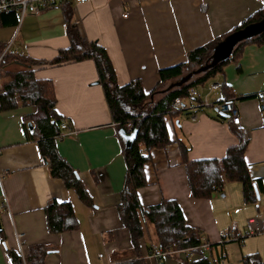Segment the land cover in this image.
I'll use <instances>...</instances> for the list:
<instances>
[{
    "label": "crops",
    "instance_id": "0c3cea01",
    "mask_svg": "<svg viewBox=\"0 0 264 264\" xmlns=\"http://www.w3.org/2000/svg\"><path fill=\"white\" fill-rule=\"evenodd\" d=\"M263 9L264 0H88L28 13L21 23L18 13L11 11L0 14V28L10 33L7 42L0 41V53L8 48L9 53L33 59H53L60 49L70 46L69 15L87 39L106 48L119 84L139 79L148 93L158 85L160 69L185 62L189 51L224 39ZM226 62L216 76L195 86L202 98L209 96L212 101L199 107L196 120L191 119V109L167 117L173 141L152 151V160L145 164L147 185L138 190L146 207L162 199L176 201L186 224L211 243L208 250L190 249L157 259L151 254L156 241L150 223H146L139 251L133 248L119 212L127 172L120 133L96 63L88 59L34 65L33 70L36 78L53 81L57 113L75 130L57 139V149L77 171L91 205L62 178L51 175L39 131L34 126L27 129L36 109L0 107V172H5L0 202H7L0 211L4 234L0 264H12L9 251L19 254V235L25 255L39 245L49 248L43 264H114L138 258L146 264H220L223 256L227 264H245L251 256L264 264V234L247 237L243 243L221 242L222 232L233 223L244 229L247 219L258 214L264 222V44L249 41ZM216 81L223 82L224 88L211 91ZM226 96L237 98L239 126L219 116L216 102ZM239 133L248 140L245 159L258 201L246 202L240 181L226 182L222 192L208 198L195 197L185 162L224 158L230 147L240 143ZM53 200L73 204L77 229L49 231L46 207Z\"/></svg>",
    "mask_w": 264,
    "mask_h": 264
},
{
    "label": "trees",
    "instance_id": "16d2710c",
    "mask_svg": "<svg viewBox=\"0 0 264 264\" xmlns=\"http://www.w3.org/2000/svg\"><path fill=\"white\" fill-rule=\"evenodd\" d=\"M262 18H264V9L253 14L235 30ZM66 21L70 46L60 49L53 59L38 60L13 52L5 54L2 64L15 63L23 68L16 72L0 70L1 76L4 77L0 91L1 108L11 110L20 106H32L36 109L35 114L28 118L30 121H27V129L30 130L28 123L32 122L34 129L39 131L41 152L51 175L62 178L68 188L75 189L80 198L91 205L92 200L77 171L57 149L56 141L62 134L60 128L62 117L56 110L57 96L54 83L49 79L36 78L33 66L94 60L114 123L118 129L123 128L127 135L135 130L138 132L129 148H126V137L120 135L127 172L121 192L119 212L123 223L130 231L133 248L139 251L140 239L145 236L146 223L153 226V239L156 245L163 243L166 248L172 247L176 250L196 248L201 244L200 235L186 224L179 204L174 200L162 199L160 203L146 207L138 198V190L147 185L145 164L152 160V151L164 149L173 141L167 125V117L179 113L173 110V101L178 97H188L192 87L204 84L216 76L227 62L220 63L206 73L194 77L181 87L173 88L168 92L161 90L203 64L220 39L189 51L185 62L160 69L158 85L147 93L139 79L124 85L119 84L106 48L97 41L87 39L71 16L68 15ZM249 41L264 44V33ZM249 41L239 44L231 58L239 55L242 47ZM219 116L226 120L225 115L219 114ZM131 127L132 132L128 133ZM239 137L240 143L230 147L227 155L222 159L185 162L190 188L195 197L208 198L214 192H222L226 182L240 181L243 183L246 202L258 201L255 181L249 173L245 159L248 140L241 133ZM186 151L187 148L184 147L183 152ZM46 211L48 228L52 233L75 230L79 226L71 202L53 200L47 205ZM0 237L4 240L1 227ZM48 253V247L39 245L23 260L17 252L9 251L12 264H43ZM255 258L256 256L248 257L245 264H261ZM114 264H146V262L144 258H138ZM199 264L206 263L201 261Z\"/></svg>",
    "mask_w": 264,
    "mask_h": 264
},
{
    "label": "built area",
    "instance_id": "2783aa9c",
    "mask_svg": "<svg viewBox=\"0 0 264 264\" xmlns=\"http://www.w3.org/2000/svg\"><path fill=\"white\" fill-rule=\"evenodd\" d=\"M88 0H0V14L8 13L11 11H16L20 17V23L23 21L24 17L28 13L36 14L42 10L61 5L65 2L70 3H85ZM2 23L0 21V27ZM8 52V48L0 53V70L2 61L4 59L5 54ZM3 83L1 81L0 76V91L2 90ZM224 88V83L221 81L213 82L210 86L211 91L221 90ZM212 102L209 96L204 98L201 97L198 89L196 87H192L190 89V94L188 97H178L173 101V110L174 111H181L191 109V119L196 120L199 110V107L210 105ZM2 103L0 101V107ZM216 106L218 111L226 116V122L234 125L241 124V117L239 114V110L237 107V98L235 96L224 97L216 102ZM262 108L264 109V102L262 101ZM60 128L62 130V134L57 138L60 139L66 135H70L75 133V130L69 124V121L62 119ZM132 132V127L128 130V133ZM5 176V172H0V180L3 179ZM7 205V202H0V211ZM264 234V222L263 217L258 214L247 219L246 227L241 229L237 223L231 224L227 229L222 232L221 235V242L228 243V242H238L243 243V241L247 237L256 236ZM201 244L194 249H204L208 250L211 246V243L206 240L205 237H201ZM190 252V249H181L176 250L174 248H166L163 243H158L156 248L151 252L152 256L157 259H162L164 257H169L170 255L177 253V252ZM19 255L25 258V251H24V241L22 239V235H19ZM100 258L103 257V254L99 255ZM181 264H184L182 262ZM220 264H227L226 257L223 256L220 260Z\"/></svg>",
    "mask_w": 264,
    "mask_h": 264
},
{
    "label": "water",
    "instance_id": "95a60500",
    "mask_svg": "<svg viewBox=\"0 0 264 264\" xmlns=\"http://www.w3.org/2000/svg\"><path fill=\"white\" fill-rule=\"evenodd\" d=\"M262 33H264V18L259 21L249 23L246 26L233 31L216 44L212 50V53L203 64L187 72L177 80L169 83V85L165 87V89L161 90V92H168L173 88L181 87L185 83L191 81L194 77L206 73L208 70L215 68L220 63L228 61L232 57L239 44L249 41L258 35H261ZM29 127H33L32 123H29ZM119 133L121 136L126 137V148L131 146L133 140L136 139L138 134V132L135 130L130 135H127L123 128L119 129ZM255 190L257 196H259L256 185Z\"/></svg>",
    "mask_w": 264,
    "mask_h": 264
},
{
    "label": "rangeland",
    "instance_id": "374dc122",
    "mask_svg": "<svg viewBox=\"0 0 264 264\" xmlns=\"http://www.w3.org/2000/svg\"><path fill=\"white\" fill-rule=\"evenodd\" d=\"M9 31L6 29H2L0 28V41L2 40L3 42H7L8 41V37L9 36ZM23 66L19 65V64H10L9 62L7 64H2L1 65V69L3 70V72H7V71H12V72H16V70L22 69Z\"/></svg>",
    "mask_w": 264,
    "mask_h": 264
}]
</instances>
